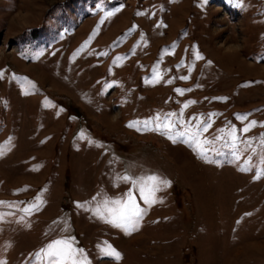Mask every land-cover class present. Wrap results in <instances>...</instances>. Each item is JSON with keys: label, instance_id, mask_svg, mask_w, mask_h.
<instances>
[{"label": "rangeland", "instance_id": "1", "mask_svg": "<svg viewBox=\"0 0 264 264\" xmlns=\"http://www.w3.org/2000/svg\"><path fill=\"white\" fill-rule=\"evenodd\" d=\"M0 72V264H264V0H0ZM130 191L129 234L95 210Z\"/></svg>", "mask_w": 264, "mask_h": 264}, {"label": "snow or ice", "instance_id": "2", "mask_svg": "<svg viewBox=\"0 0 264 264\" xmlns=\"http://www.w3.org/2000/svg\"><path fill=\"white\" fill-rule=\"evenodd\" d=\"M144 15L145 13H140ZM111 15V13H109ZM164 25H157V27H161ZM103 55H107V53H103ZM118 60L121 58H117ZM196 59H202V57L197 54ZM3 76V73L0 72V77ZM160 79L159 74L155 80H147L146 83H155ZM181 79H188V77H181ZM171 83L172 81H168ZM179 94L183 95V89L176 90ZM217 99H226V98H217ZM187 107V105H185ZM175 115V114H171ZM240 119H246V117H239ZM160 117L157 116L154 118L156 122V127L153 130L161 131L162 134L168 135L169 139H173L175 142V137L171 134V130L174 127V124L171 121V116L166 117V119L160 123ZM150 121H144V127L147 128ZM140 122H132L128 125V127H137V124ZM256 125L255 121H252L251 124L244 128L243 131L247 132L250 130L251 127ZM210 125L205 124L203 128L196 126L194 131H185L179 133L181 137H187V140L191 141L195 144V146L201 151L203 154V146L206 143H210L209 141H202L200 139V135L202 131H207V128ZM137 130H140L139 128ZM231 139L233 144L237 140L235 135V130L231 133ZM264 144V140L261 141ZM250 147V144L248 145ZM120 179L125 181H129L136 185L139 192L142 194L144 200L149 204L157 203L156 193L161 191L162 188L170 186V181L164 180L158 176L151 175L146 178H141L140 180H133V178L124 176ZM111 205V206H110ZM79 207H84V205H78ZM38 205L34 204L30 208L25 209L26 212H31L33 209L37 208ZM95 214L102 219H105L107 223L112 224L117 228H121L124 231L128 232L129 234L133 229L136 228L139 218L143 215V210L140 208L139 204L137 203L135 197L133 196L132 192L130 191L127 194L126 199H118L115 201H104L103 210L97 208L95 210ZM103 252L115 259L119 260L121 258L120 253L117 252L114 248L110 245L103 249ZM37 258L41 261L47 260L48 264H88L86 257L83 254V250L76 249L73 247V244L70 240H56L50 243L45 249L41 251V253L37 254Z\"/></svg>", "mask_w": 264, "mask_h": 264}]
</instances>
